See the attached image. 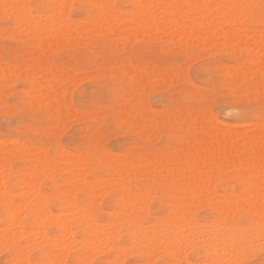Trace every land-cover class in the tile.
Returning <instances> with one entry per match:
<instances>
[{"label":"bare ground","instance_id":"obj_1","mask_svg":"<svg viewBox=\"0 0 264 264\" xmlns=\"http://www.w3.org/2000/svg\"><path fill=\"white\" fill-rule=\"evenodd\" d=\"M128 2L132 4L135 3V15L134 13L132 14L134 15V19L139 22L140 20H142V23H146V25L143 23V25H145L144 27H146V30L144 29L142 24H137V27L139 26V29L136 27V25H132L135 26L133 28L135 29V32L137 30V32H140L139 30L143 27V30L141 29L142 32L146 31V33H150L151 31H149V29L156 28L155 30H157V32L161 33L162 35L164 32L166 34L167 32H169L170 34L176 33V35L173 34L175 37H177L178 34H187V39V36L190 37L191 35H203L204 37L205 35L211 34V36H213L214 34H216L215 32H220L222 28L224 30L227 27L226 25H228L225 31L227 32L228 37L231 41L236 38H238L239 41L246 38L249 39V41L247 40L248 44L246 45L248 46V48H252L253 50H258L259 48L263 49L262 54L260 55L261 57L257 58L256 67L264 69V29L253 30L254 27L253 29L251 27H248V23L253 20L254 16H258V18L264 22V0H128ZM79 3L95 6L101 16H105L107 18V21L109 19V21L111 20V22L113 23L111 25H109L108 23H103L101 21L105 20H101L99 18L95 19H97L96 21H100V23L95 21L94 23V18L93 20L91 18V22L89 20V17V19L85 17V20L88 19L90 21H88V23L86 22L87 24L83 21H78L76 19L73 20L72 18H70L71 16H69V11L74 4ZM115 3L116 0H0V9L4 10V12H8L13 16L15 27L20 32L27 33L28 36L30 35L37 39H42L49 35H53L61 41L59 43L63 44L62 40L69 38L72 39L73 36L78 35L77 33H79L80 35H86L89 33L88 35L91 36L90 32L97 30V32L99 33L101 31L100 29L102 28L107 29L105 31H109L115 36H118L120 34L121 37V34L123 35L124 31L127 30L126 27L129 28V22L127 23V20L129 21L133 18L132 16L131 18H128L127 14H125V17L123 14L122 17L124 16V19H122L120 17L121 14H118L120 10L116 11L117 8H115ZM39 5H43V10L47 12V15L45 14V17L47 16L46 22L45 20L44 22L42 20L44 18L43 13L35 14L32 11L33 7H37ZM256 12L258 14H256ZM117 16L120 17L119 20L122 19L123 21L128 18L124 22L120 20L122 21V23H127V26H125L126 24H123V26L122 23L117 19ZM90 17H93V15L91 14ZM78 19H80V17ZM134 21L132 22L134 23ZM137 21H135V23H138ZM98 24H101V26H98ZM245 24H247V26ZM240 26H242V28H240ZM159 28L163 31H161ZM155 30L152 31L151 36L154 35ZM130 31L131 28L128 32ZM135 32L134 35L131 34L132 37L136 35ZM96 33L93 32L92 35ZM141 34L142 33H139V37L141 36ZM170 34H168V36ZM131 35L129 36L131 37ZM20 37L22 36L20 35ZM218 37L220 38V36ZM218 37L216 38L218 39ZM165 38H167V36H165ZM212 38H210V40H213ZM173 39L176 40L175 38ZM221 39L222 38H220V40ZM183 41L185 40L183 39ZM49 42L51 43L49 45L54 44L55 46L56 44L52 43V39H50ZM65 42L66 41H64V44L61 45L64 46ZM194 42L197 41L195 40ZM216 42L219 43L218 41ZM59 43L57 45L61 46ZM43 44L47 45L46 42ZM48 51L49 50L47 48V52ZM1 65L3 64L1 63ZM4 66L6 68L4 69L8 71L6 65ZM126 68L127 67H125V70H127ZM128 70H131V68H129ZM156 70H158V68H156ZM232 71L235 72L233 68ZM66 72H68V70ZM130 72H132V70ZM181 72L182 70L179 73ZM29 73V75H31V71ZM150 73L149 77H152ZM155 73L157 72L155 71ZM238 73L240 74V72ZM248 73L249 72H247V74ZM138 74L137 76H135L137 78V81L140 76H138ZM176 74L178 75V73ZM255 74L257 75V72ZM54 75H56V73ZM233 75L235 78L236 74L233 73ZM230 76L232 79V75ZM142 77L143 79H145L143 74ZM171 77L172 75L170 76V78ZM154 78L155 77H153V79ZM40 79L41 77L39 78V80ZM133 79L135 80L134 76ZM139 80V85H143L141 83L142 80ZM41 82L44 83V81H40V83ZM37 84L35 83L36 86ZM136 86L137 84L132 87L136 88ZM47 91L42 92L47 93ZM132 92L133 91H131V93ZM136 92L138 93V91ZM49 93L50 92L48 91L47 94ZM49 95H52V93ZM69 97L67 98L70 99ZM60 99L62 100V98H59V101H61ZM68 99H65V103L67 104L70 101ZM70 105L72 106V104ZM137 107L139 108V106ZM126 108L127 106L125 107V109ZM194 109L196 110V108ZM71 110L74 111V109L72 108ZM194 113H191V116ZM205 113L208 114L209 112H203V114ZM62 115L63 118V112ZM123 115L125 114H122V116ZM69 116L70 115H68V117ZM182 116L183 115L181 114V117L179 118H182ZM157 117L159 116L157 115ZM157 117L154 118V122L161 121V119ZM64 118L63 120H65ZM201 118L202 116L198 119ZM211 119L213 122V119H215V117L213 116V118ZM130 120H132L131 117ZM130 120L127 121L129 122ZM164 121L175 123V118L169 116L166 117ZM202 123L203 122L201 121L182 118L181 120H179V122H176L174 130L176 131L178 138V142L175 145L174 151L170 153L167 152V154L163 155L159 154L156 156H152V154H150L151 156L149 154H142L140 158L135 156L134 154H129L126 157H119V155L114 156L113 152L112 155L109 154L103 158L96 157L93 159H89L88 157H84L81 154L77 155L76 153H68L64 150L59 151L57 157L50 158L48 157V154L45 151L46 149L44 150V148L42 150H37V147L32 148L27 144L23 146V142H20L23 147L20 146L21 144L19 143V146L21 148L14 149V147L11 148L10 146H15L16 140H12V142H10L12 143L11 145H9L10 148H7L5 146L6 142H0V180L1 182L2 180H4V182H0V218L2 216L4 222V227H0V250H3V248H7L8 252L10 253V258L8 257L9 264H29L30 252L35 247L38 248L39 252L38 255L32 259L34 263H41L42 261H45L46 264H68L67 255L65 252H67L66 250L68 249H73L76 251V254L73 255L71 259L77 260V263L90 264V253L93 252L94 254V251H98L100 253L103 251H107L111 252L113 256L105 263L116 264L118 262V258L120 261V257L123 255V250H125V247L127 249V245H123L125 243H128L130 245V248L128 247V250L130 249V253L132 249V252L134 250V253L139 256H143L145 258L153 256L154 258L155 254L161 252V254L163 253L169 256V258L172 260V264H180V259H186L184 257V250L186 249V247L188 248L189 246L190 248L192 245H199V247L202 249L204 259L202 258L203 260H200L202 263L205 260L206 262H204V264H227V262H229L228 260H235L239 262V259L236 260L237 255L239 256V253H241L240 255L242 256L241 251L245 247L251 246L252 244H254V242L260 239V236L261 238L264 236V157L262 156V147L264 145V143L262 142L264 141V124L263 126H260L262 127L260 129H256L255 127H253L255 128L254 130H235V132H238V134L235 136V132L232 128L233 126H228V128H231L232 130H227V128L223 130L224 128L221 127L223 128V131L218 129L219 131L217 132L215 131V129L212 130L213 126H210L211 122H209V126H205ZM205 123L207 122L205 121ZM216 123L214 122L215 126H217ZM251 123L253 122H250V124ZM243 124L248 125L245 122H243ZM232 125H234V123ZM123 126L125 127V125ZM142 136L143 135H141V137ZM0 141H2V139ZM74 154H76L77 156ZM14 160L19 161L21 166L16 169L14 168L13 170L11 165ZM94 168V173H92L90 175V178L87 179L86 171L88 169ZM97 171H99L100 173H97ZM59 172H61L60 175L62 173L65 174L64 177L59 176L60 178H62L63 187L59 185V179L56 178V174H58ZM15 174L19 175L18 190H15L13 188V176ZM104 174L115 175V177L104 178ZM141 177L157 182L170 197L177 198L179 200L178 202L174 203V200L172 202V200L170 199H164V203L172 207L171 209H169L170 215L165 214L163 217L156 219V221L154 222L149 221L148 225L146 223V225L144 224V222L146 220L148 221L149 219V205L147 201H150L151 199L148 200L147 196L148 194L152 193L151 191H155L150 189V184L141 183ZM41 178L48 179L51 182L53 189L50 194H46L39 189L38 185ZM228 178H233L234 180L240 182V190L242 191L241 195L243 197L239 203L234 205H231L229 201L219 200L217 196L218 192H216L213 187H210L212 186V184L210 185V180L214 179L216 182L226 180ZM5 182H8L12 188H7L6 186H4ZM110 184L116 186L113 192L117 193V198L116 200H114L112 205L109 206V209L111 211L108 212H110V215L105 219H101L99 213L102 211V209L98 206L99 203L96 204L93 199L98 195L101 196V192L104 191V189ZM80 191H87L89 198L77 199L76 193ZM208 194L210 196H208ZM233 194H236V192H234ZM237 194L238 196H240L239 198H241V195H239V193ZM224 196L226 198L228 197L227 194H224ZM230 196H232V194ZM233 197L234 195L232 196V198ZM235 197H237V195ZM193 198L195 200L196 198L200 199L198 200L200 201L199 203H201V198H204L203 202L205 201V204L207 202L208 206H210L212 211L215 212L213 214H216V220L214 221V223H209L210 225L208 226L204 224L206 222L198 224V222L196 223L194 221L195 219H193L192 217V212L194 210L192 211V208L195 209L194 204L196 201ZM232 198L230 197V199ZM227 199H229V197ZM52 202L55 204V211H52V209H50L49 207V204ZM202 204L204 205V203ZM104 210L107 211L106 209ZM244 213H248L251 218L249 220L250 223L248 224V226H246L245 224H241L239 221L241 218H238V216ZM26 221L31 222L28 227L25 226ZM52 228L57 232L51 233L50 229ZM249 230H252L250 232L251 234L249 233ZM123 235H126L127 237V241L124 243L122 240ZM155 235H157V241H155L156 243H152L149 240H152V237H154L155 239ZM259 243L260 242H258L257 244ZM261 245L264 246L263 243ZM255 247H258V245ZM53 248L56 251H54ZM252 249L253 248L251 247L250 250ZM233 256L236 259L232 260ZM122 258L123 256L121 257V259ZM153 258H151V260ZM149 263L151 264L152 262ZM185 264L193 263L192 261L190 262L187 260Z\"/></svg>","mask_w":264,"mask_h":264},{"label":"rangeland","instance_id":"obj_2","mask_svg":"<svg viewBox=\"0 0 264 264\" xmlns=\"http://www.w3.org/2000/svg\"><path fill=\"white\" fill-rule=\"evenodd\" d=\"M43 5L33 7L32 11L35 14L43 13V17L45 19L42 17V20L43 22L44 20L46 22L47 16L45 17V14L47 15V12L43 10ZM115 8H117L116 11L120 10L118 14H121L120 17L122 19H124L123 17L125 16V14H127L128 18H131V16L133 18L129 21L127 20V23L129 22V28L126 27L127 30L124 31L123 35L121 34V37L120 34L118 36H115L113 35V33L105 31L107 29L102 28L100 29L101 31L98 30L100 31L99 33L97 32V30L93 31L94 33L97 32V35H92L93 32H90L92 37L88 35L89 33L86 35L84 34L85 36L83 34L80 35L79 33H77L78 35L73 36L72 39H61L63 44L64 41H66L64 46H62L63 44L59 43L61 41L53 35H49L42 39H37L30 35L29 37L27 33L20 32L15 27L13 16L8 12H4V10L0 9V140L2 139V141L0 142H6L5 146L7 148L12 144L10 143L12 142V140H16L15 146L11 145V148L14 147V149H19L21 148L20 146H22V144L23 146L27 144L32 148L37 147V150H42L44 148V150L46 149L45 151L50 158L57 157L59 151L62 150L67 151L68 153H76L77 155L81 154L82 156H86L89 159H93L96 157L103 158L109 154L112 155L113 152L114 156L119 155V157H126L129 154H134L135 156L140 158L142 154H152V156H156L159 154L163 155L167 154V152L170 153L174 151L175 145L178 142L177 133L174 130L176 122H179V120H181L182 118L201 121L205 126H209V122H211L210 126L215 127H212V130L215 129V131L217 132L219 131L218 129L223 131L225 130V128H227V130H232L231 128H228V126H233L232 128L234 132L235 130H254L255 128H262L260 126H263L264 124V69L256 67L257 58L261 57L260 55L262 54V48H259L258 50L248 48V46L246 45L248 44L249 39L246 38L240 41L238 38H236L234 39L235 41H231L228 37L227 32L225 31L228 25H226V28L224 27V30L222 28L223 31H220L222 33L215 32L216 34H214L213 36H211V34H208L204 37L203 35H197L198 37L195 35H191L190 37L187 36V39V34H178V36L175 37L174 35H176V33H173L174 35L171 33V35L169 32H167V34L164 32L163 36L161 33L155 30L156 28L149 29V31H151L150 33H146V31H144V33L141 31V29L146 25V23L143 22L145 24L143 25L142 20H140L139 22L133 17L135 15V3L132 4L128 2V0H116ZM133 13L134 15H132ZM91 14L93 15V17H90ZM123 14L124 16L122 17ZM256 14L258 13L256 12ZM69 16H71L70 18H72L73 20L76 19L78 21H83L84 23H88L89 20L92 22L93 18V22L95 21L100 23V21H96L97 19H95L99 18L106 21H101L103 23H108L109 25L113 23L111 22V20L109 21V19L108 22L105 16H101L95 6L87 4H74L69 11ZM79 17L80 19H78ZM85 17H89L90 19L88 18L89 20H85ZM120 17L117 16V19L119 20ZM254 18L248 23V27H251L252 29L254 27L253 30H263L264 22L260 20L258 16H254ZM134 20L138 23H135ZM122 21L120 22L122 23ZM132 21H134L135 24ZM127 23H122V25L126 24L125 26H127ZM101 24H98V26H101ZM137 24L143 25L142 28V25L140 26V32H137V29V31L135 32V29H133L135 26L132 25H136L137 27ZM245 25L247 26V24ZM130 28L131 31L128 32ZM137 28L139 29V26ZM145 28L146 27H144V29ZM240 28H242V26H240ZM154 30V35L151 36V33ZM134 32L136 33V35L134 36L135 38L132 37V35H134ZM139 33H142L140 37ZM155 33L157 36L155 35ZM168 34H170L171 36H168ZM20 35L22 37H20ZM129 35H131V37ZM161 35L164 39L161 38ZM165 36H167V38H165ZM215 36H220V38L222 39L220 40V38L218 37V40ZM168 37L170 40L168 39ZM223 37L226 38V41ZM49 38L52 39V43H56V47L54 46V44L49 45L51 44L49 42ZM173 38H175L176 40H174ZM210 38H212L213 40H210ZM183 39L185 41H183ZM195 40L197 42H194ZM174 41L176 42V44ZM216 41H218L219 43H217ZM45 42L47 43V45L43 44ZM57 42L62 45H57ZM42 45L44 46V48ZM50 46H53L54 48H51ZM47 48L49 50L48 52ZM252 57H256V60ZM1 63L3 65H1ZM4 65H6L8 71L5 70L6 68ZM252 65L255 68H253ZM125 67H127V70H125ZM155 67L158 68V70H156ZM129 68H131L132 72H130L131 70H128ZM232 68L233 70H235V72L232 71ZM245 68L249 71H246ZM67 70L68 72H66ZM177 70L179 72L182 70V74ZM30 71L31 75H29ZM155 71L157 73H155ZM230 71L236 74L235 78L233 73ZM135 72L137 74L139 73L138 76L140 75L138 81L136 80L137 78L135 76H137V74ZM148 72H151L150 75L152 77H149ZM238 72H240L241 75ZM247 72L249 73L247 74ZM256 72L257 75L255 74ZM55 73L56 75H54ZM170 73L172 75L171 78ZM176 73H178V75ZM142 74L145 79H143ZM230 75H232V79L234 78L233 80L231 79ZM133 76L135 80L133 79ZM40 77L41 79L39 80ZM153 77H155L154 79L156 82L154 81ZM139 79L142 80L141 83L144 86L139 85ZM36 81H39L38 84L41 85L39 86ZM40 81H44V83H40ZM35 83L37 84V86L35 85ZM258 83L261 84L259 85ZM136 84V88L132 87ZM23 88L25 91L23 90ZM25 88L27 89V91ZM47 90L50 92L49 94L52 93L53 96L47 94ZM125 90L127 91V93ZM42 91H47V93H43ZM131 91L133 92L131 93ZM136 91H138V93ZM58 97L62 98V100L60 99L61 101H59ZM67 97H69L70 99H68ZM65 99L70 100L69 102L74 108L69 104V102L68 104L65 103ZM126 106L127 108L125 109ZM137 106H139V108ZM71 108L74 109V111L71 110ZM194 108H196V110ZM60 109H62L63 111ZM194 110L195 113L200 115L198 116L197 114H195ZM62 112L64 114L65 118H63L65 120H63L62 118ZM203 112L209 113L203 114ZM145 113L148 114L146 115ZM180 113L183 115L182 118H179L181 117ZM191 113H194L195 115L192 114L191 116ZM122 114L125 115L122 116ZM68 115L70 116L68 117ZM157 115L159 117H157ZM207 115L211 117H208ZM169 116L175 118V123L164 121L166 117ZM201 116L202 118L198 119ZM213 116L215 117V119H213L212 122L211 118H213ZM130 117L132 120H130ZM156 117L160 118L163 122H154V118ZM127 120L130 121L128 122ZM125 121L127 122V124ZM205 121L208 124L205 123ZM214 122H217V126H215ZM243 122L247 123L248 125L243 124ZM250 122L253 123L250 124ZM120 123L123 129L120 127ZM233 123L234 125H232ZM123 125H125V127ZM221 127H223L224 129ZM148 132H151L152 134ZM237 134L238 132L234 133L235 136ZM141 135L143 136L141 137ZM20 142L23 143L21 144ZM262 142L264 143V141ZM262 148V156L264 157V145ZM11 166L14 170V168L16 169L20 167L21 164L19 161L14 160ZM94 171L95 168L88 169L86 171L89 174L88 175L86 173L87 179L90 178V175L94 173ZM60 173L61 172L56 174V178L59 179V185L63 187L62 178H60L59 176L64 177L65 174L62 173L60 175ZM97 173L100 172L97 171ZM104 176V178L115 177V175L111 174H104ZM13 180V188L15 190H18L19 175L15 174L13 176ZM212 180H210V185L212 184V186L210 187H213L216 192H218L217 196L219 200L229 201L231 205L240 202L243 196L241 195L242 191L240 190L239 181L234 180L233 178H228L226 180L216 182L214 179ZM2 182H4V180H2ZM140 182L150 184V189L155 191L153 192L150 190L152 193L149 192L150 194H148L147 196L148 200L151 199L150 201H147L149 205V219L148 221L146 220L144 224L146 223L148 225L149 221L154 222L156 221V219L163 217L165 214L170 215L169 209H171L172 207L170 205H166L164 203V199H170L172 200V202L174 200V203L178 202L179 200L177 198L170 197L155 181L147 180L146 178L141 177ZM112 185L110 184V187L107 186L105 188L106 190L104 189L106 193L102 191L101 196L98 195L99 197L96 196V198L93 199L96 204L99 203L98 206L102 209V211L99 213L101 219H105L110 215V212H108L111 211L109 209V206L112 205L114 200H116L117 198V193L113 192L116 186ZM4 186H6L7 188H12L8 182H5ZM38 186L39 189L46 194H50L53 189L51 182L48 179L44 178H41ZM234 192H236V194H233ZM237 193L241 195V198H239L240 196H238ZM112 194L114 195V197ZM209 194L208 196H210ZM224 194H227L229 199H227L228 197L226 198ZM231 194L232 196L234 195V197L237 195L238 199L237 197L232 198V196H230ZM222 195L223 198L225 197L224 199L222 198ZM104 197H106L107 199ZM230 197L232 199H230ZM76 198L87 199L89 198V196L87 194V191H80L76 193ZM201 199V203H199L200 201H198L200 199H194L196 202L194 204L195 209L192 208V211L194 210V213L192 212V217L193 219H195L194 221L196 223L198 222V224H201L206 222L204 224L209 226V223L212 224L216 220V214H213L215 212L212 211L207 202L206 204L205 201L203 202L204 198ZM202 203H204V205ZM49 207L50 209H52V211L56 210L55 204L53 202L49 204ZM104 209H106L107 211H105ZM238 218H241L239 220L240 223L245 224L246 226H248V224L250 223L249 220L251 219L248 213H244L238 216ZM3 223V217L1 216L0 227L3 226ZM30 224L31 222L29 221L25 222V226L27 227ZM251 231L252 230H249V233ZM50 232L55 233L57 231L52 228L50 229ZM155 236V239L154 237H152L153 239H150L149 241H151L152 243H156L155 241H157V235ZM259 238L261 240L263 238L264 240V236L262 238L260 236ZM260 239L257 241L261 244H264V241H261ZM122 240L123 243L127 241L126 235L122 236ZM257 241L252 244L254 247L252 245L245 247L241 251L242 256L240 255L241 253H239V256L237 255L236 257L237 259L234 256L232 257V260L239 259V262L235 260H228L229 262H227V264H233V262L234 264H264V246L260 243V245L257 244ZM123 245H127V249L125 247V250H123V258L121 259V256L120 261L118 258V264H150L149 262H152L151 264H172V260L169 258V256L163 253L161 254V252L155 254L154 258L153 256L145 258L143 256L135 254L134 250L132 252V249L130 253V249L128 250V247L130 248V245L128 243H125ZM257 245L259 248L255 247ZM251 247L253 248L252 250H250ZM0 251V264H9L10 253L8 252L7 248H3V250L1 249ZM54 251L56 250L54 249ZM66 251L67 252L65 253L67 255L68 264H80L77 263V260L71 259V257L76 254L75 250L68 249ZM38 252L39 250L36 247L31 250L29 264H46L45 261H42L41 263L33 262L32 259L38 255ZM184 252V257L188 261H192L193 264H200L202 263L201 260L204 259L202 249L199 247V245H192L190 248L188 246V248L186 247ZM90 254V264H106L105 262L110 260V258H112L113 256L111 252L107 251H103L101 253L98 251H94L95 255L93 254V252ZM151 258L153 259L151 260ZM186 259H180V264H185V262L187 261ZM204 262L206 261L204 260ZM204 262L202 264H204Z\"/></svg>","mask_w":264,"mask_h":264}]
</instances>
